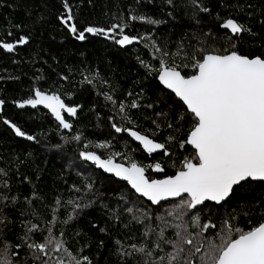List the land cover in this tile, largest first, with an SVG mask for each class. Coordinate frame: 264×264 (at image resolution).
Listing matches in <instances>:
<instances>
[{
	"label": "trees",
	"instance_id": "trees-1",
	"mask_svg": "<svg viewBox=\"0 0 264 264\" xmlns=\"http://www.w3.org/2000/svg\"><path fill=\"white\" fill-rule=\"evenodd\" d=\"M198 3L209 11H200L191 0L171 3L168 0H68L74 16L70 23H75L78 30L113 29L104 34H87L80 41L61 20L66 15L64 0H0V43H16L20 37L28 39L26 44H16L12 52L0 47V100L4 101L0 112V169L3 170L0 194L8 197L0 202V217L4 221L0 223V247L3 241H8L11 250L19 252L12 257L14 264H40L21 239L32 225L40 229L32 233L33 240L42 241L51 228L55 236L66 240L73 254L88 256L92 264H143L140 254L122 258L119 252L130 251L131 244L146 243L152 249L162 226L157 219L160 215L173 225L180 223L167 217L165 209L186 196L153 205L136 194L127 182L104 173L85 161L80 153L90 151L103 158L112 156L126 165L161 163L164 172L146 168L150 179L175 174L185 157L194 156L195 149L190 145L179 146L191 130L194 117L174 93L159 83L157 73L149 72L145 63L158 69L163 57L169 64L180 65L182 74L191 75L195 69L183 67L191 64L183 52H191L202 42L222 51L227 46L226 37L235 44L229 51L264 57V0H198ZM133 16L161 23L149 24L133 20ZM227 19H235L250 31L230 33L221 26ZM115 25L121 27L114 28ZM123 34L138 37L140 41L122 48L116 41ZM180 48L183 52L177 55ZM165 52L168 55L164 56ZM86 77L92 83H87ZM37 88L55 93L77 108V114L69 118L70 130H63L42 108L17 106L18 102L32 98ZM106 95L112 96L116 103L107 100ZM133 101L139 106L132 108ZM121 103L125 105L124 112L119 111ZM6 120L35 139L17 137ZM113 124L131 127L165 144L169 154L147 153L126 132L117 133ZM75 135H80L81 140H74ZM170 136L175 140L170 141ZM101 143L106 147H97ZM89 184L91 189L87 187ZM69 200L81 208L73 212ZM129 207L134 209L133 213L126 211ZM197 214L201 225L209 221L216 225L205 236H215L225 220L245 230L264 222V182L242 183L223 203L206 202L188 211L184 220L192 233L201 231L191 223ZM70 215L74 219L62 223ZM134 215L143 219V223L134 219ZM54 219L55 225L50 223ZM145 226L155 229L148 237L144 235ZM164 236L175 240L176 228H166ZM16 244L22 247L16 249ZM162 246L165 252L173 250L171 245ZM54 256L67 259L63 253Z\"/></svg>",
	"mask_w": 264,
	"mask_h": 264
},
{
	"label": "snow or ice",
	"instance_id": "snow-or-ice-1",
	"mask_svg": "<svg viewBox=\"0 0 264 264\" xmlns=\"http://www.w3.org/2000/svg\"><path fill=\"white\" fill-rule=\"evenodd\" d=\"M168 2L171 3L172 0ZM191 3L200 11H209L208 8L201 7L198 0H191ZM64 7L66 15L61 16V20L80 41L86 39L85 33L104 34L106 31H113V29L96 27H86L80 31L75 23H70L74 20V16L68 0H64ZM132 19L146 21L149 24L161 23L144 16H133ZM221 26L234 35L250 31L235 19H227ZM120 27V25L114 26V28ZM136 40L137 37L122 35V38L116 42L123 46L132 44ZM226 41L227 46L222 51L211 45L204 46V42L191 52L178 49L177 55L183 52L184 58L191 61L190 65H183L195 69L191 75L182 74L180 65L169 64L163 57L160 58L158 69L145 63L149 72L155 71L160 83L170 89L194 117L191 130L179 146L183 148L185 144L191 145L195 149V154L191 158L185 157L175 174L168 175L164 179H150L145 174L146 168L164 172L161 163L142 166L130 162L125 166L116 163L112 156L102 159L95 152L80 153L84 159L93 161L106 172L114 173L115 176L127 181L136 193L146 197L153 205H160L162 201L170 198L186 196V199H182L178 204L165 209L167 217H172L180 223L173 225L166 216H158L157 219L161 221L162 226L156 234L154 247L149 249L146 243L140 246L131 244L128 246L130 251L119 252L122 258L132 257L134 253H138L143 264H264V222L245 230L225 220L220 232L215 236H205L204 233L210 228H216L214 223L209 221L201 225L200 216L197 214L191 218V223L200 227L201 231L192 233L188 230V222L184 220L188 211L204 205L206 201H213L216 204L226 201L235 186L250 180L264 182V57L259 55L249 57L236 50L229 51L228 48L234 49L235 44L230 37H226ZM27 42V37H20L16 43H0V47L12 52L16 44ZM157 51L160 49L157 48ZM163 55L166 56L168 53L165 52ZM86 82L92 83L87 77ZM34 97L24 100L19 107L30 105L35 108L43 105L51 111L63 129L72 128V124L62 113L66 112L74 117L77 114L76 107L66 105L59 95L47 94L39 88L35 89ZM106 99L112 100L113 104L116 103L110 95H106ZM3 103L4 101L0 100V105ZM138 106L135 101L131 104L132 108ZM119 111H125L123 103L119 105ZM180 119H183V116ZM11 126L18 136L26 135L15 124ZM168 126L172 127L171 124ZM113 127L117 133L127 132L134 140L139 141L149 154L157 150H162L165 155L169 154L165 144L156 142L148 135L141 134L131 127L123 128L115 124ZM27 139L34 140L35 137L29 135ZM73 139L80 141L81 136L75 135ZM168 139L175 140V137L170 136ZM97 147L104 148L106 144L101 143ZM114 155L119 156L121 153ZM2 171L0 169V172ZM5 186H7L6 182ZM87 187L91 189L92 185L89 184ZM7 199L8 197L0 194V202ZM59 203L57 199V204ZM68 203L74 206L73 212L81 208V205L75 201L69 200ZM126 211L133 213L134 209L129 207ZM136 211L141 210L136 209ZM133 218L139 219L135 215ZM144 218H147V214ZM72 219L74 215H70L62 223L67 224ZM3 222V217H0V223ZM139 222L143 223V219H139ZM50 223L55 225L56 220ZM170 226L176 228L175 240L165 239V229ZM39 230L38 225H32L21 239L29 249L33 250L34 259L40 264H92L88 256L73 254L66 246V240L55 236L51 228L42 241L33 240L32 233ZM154 231L155 229L145 226V237ZM63 236L64 233L61 231L60 237ZM116 243L121 242L116 241ZM164 244L171 245L173 250L165 252L162 246ZM20 247L21 244L15 245L16 249ZM11 249L12 245L8 241H3V246L0 247V264H14L12 257L19 255V252H13ZM55 253H63L67 259L54 256Z\"/></svg>",
	"mask_w": 264,
	"mask_h": 264
},
{
	"label": "water",
	"instance_id": "water-1",
	"mask_svg": "<svg viewBox=\"0 0 264 264\" xmlns=\"http://www.w3.org/2000/svg\"><path fill=\"white\" fill-rule=\"evenodd\" d=\"M230 33H231V31L230 30H228ZM87 34H90V33H85V35H87ZM123 35H127V34H123ZM129 36V35H128ZM130 37H132V36H130ZM122 38V35L118 38V40L119 39H121ZM139 38L137 37V40L136 41H134L132 44H136V43H139ZM132 44H129V45H120V44H118L120 47H122V48H124V47H127V46H130V45H132ZM158 81H159V79H158ZM159 83H160V81H159ZM161 84V83H160ZM166 90H168V91H171L170 89H167L163 84H161ZM43 92H45V91H43ZM172 92V91H171ZM45 93H47V94H51V93H48V92H45ZM173 93V92H172ZM33 98H35V97H33ZM63 100V99H62ZM23 101H21V102H18L17 103V106L19 107V104L20 103H22ZM65 102V101H64ZM65 104L66 105H68L66 102H65ZM3 106H4V103H3V105H0V112L3 110ZM68 106H70V105H68ZM186 106V105H185ZM70 107H72V106H70ZM19 108H21V107H19ZM24 108H30V109H38V108H42V109H44V110H46V111H48L51 115H52V117L55 119V117H54V115L51 113V111L49 110V109H47L45 106H43V105H38L37 107H35V108H33V107H31L30 105H26L25 107H23V108H21V109H24ZM65 113L66 112H63L62 114L64 115V117H65ZM67 115H69L68 113H66ZM70 116V115H69ZM70 117H72V116H70ZM65 119H66V117H65ZM67 120V119H66ZM8 123H7V125L9 126V128L16 134V132H15V130L12 128V122H10V121H8V120H6ZM55 121L59 124V122L55 119ZM68 122H70L71 123V121H69V120H67ZM72 124V123H71ZM60 125V124H59ZM61 126V125H60ZM18 127V126H17ZM61 128H62V126H61ZM63 129V128H62ZM63 130H66V131H68V130H70V129H63ZM133 130H135V129H133ZM135 131H137V130H135ZM127 133V132H126ZM26 134V133H25ZM128 134V133H127ZM142 134V133H141ZM129 135V134H128ZM16 136L17 137H19V138H22V139H27V136H29L28 134H26L25 136H18L17 134H16ZM130 136V135H129ZM131 137V136H130ZM131 139H133L134 140V138H132L131 137ZM27 140H29V139H27ZM135 142H137L138 144H140V142L139 141H136V140H134ZM157 142V141H156ZM159 143V142H158ZM141 145V144H140ZM142 146V145H141ZM191 146V145H190ZM192 147V146H191ZM142 148H143V146H142ZM193 148V147H192ZM158 152H162V150H157L156 152H154V153H158ZM97 154V153H96ZM98 155V154H97ZM100 156V155H99ZM101 157V156H100ZM102 159H107V158H103V157H101ZM84 159V158H83ZM85 161H88L89 163H92V164H94V165H96L93 161H90V160H86V159H84ZM114 161L116 162V163H120V162H118V161H116V159L114 158ZM122 164H124V163H122ZM125 166H128V165H126V164H124ZM96 167L98 168V169H100V170H102L104 173H106V174H108V175H112V176H114L116 179H118V180H120V181H125V180H123L122 178H120V177H117V176H115V174L114 173H109V172H106L104 169H102V168H100V167H98L97 165H96ZM145 174L147 175V171L145 172ZM148 176V175H147ZM162 179H164V178H162ZM125 182H127V181H125ZM128 183V182H127ZM129 184V183H128ZM129 186L131 187V185L129 184ZM236 187V186H235ZM234 187V188H235ZM134 190V189H133ZM135 191V190H134ZM136 193V192H135ZM136 194H138V193H136ZM139 195V194H138ZM140 196V195H139ZM231 196V195H230ZM146 200H147V198L146 197H144ZM179 197H177V198H170V199H178ZM169 199V200H170ZM163 202V201H162ZM206 202H212V203H215V202H213V201H206ZM205 202V203H206ZM221 203H223V202H221Z\"/></svg>",
	"mask_w": 264,
	"mask_h": 264
},
{
	"label": "flooded vegetation",
	"instance_id": "flooded-vegetation-1",
	"mask_svg": "<svg viewBox=\"0 0 264 264\" xmlns=\"http://www.w3.org/2000/svg\"><path fill=\"white\" fill-rule=\"evenodd\" d=\"M33 97H34V96H33ZM33 97H32V98H33ZM65 117H66L67 120H69V118H71V117H70L69 115H67L66 113H65ZM72 117H73V116H72ZM69 121H70V120H69Z\"/></svg>",
	"mask_w": 264,
	"mask_h": 264
}]
</instances>
